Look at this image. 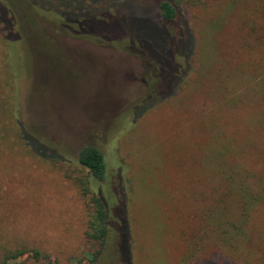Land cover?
<instances>
[{"label":"rangeland","instance_id":"1","mask_svg":"<svg viewBox=\"0 0 264 264\" xmlns=\"http://www.w3.org/2000/svg\"><path fill=\"white\" fill-rule=\"evenodd\" d=\"M161 1L0 0L2 249L87 256L96 192L111 212L96 264H189L182 226L196 264H264V0L185 1L172 21ZM90 144L104 180L79 162ZM214 186L246 234L235 255Z\"/></svg>","mask_w":264,"mask_h":264},{"label":"trees","instance_id":"2","mask_svg":"<svg viewBox=\"0 0 264 264\" xmlns=\"http://www.w3.org/2000/svg\"><path fill=\"white\" fill-rule=\"evenodd\" d=\"M185 1L193 2L197 0H162L160 2L162 18L167 21L174 20L177 17L178 12H179L177 4L181 2H185ZM13 25L14 24H12V21H11L10 26H13ZM69 25H72V24H69ZM5 28L7 27L5 26ZM7 31H10V28L7 29ZM8 40L10 43V38H8ZM136 44L138 45L140 49L146 52L145 45H141L138 42ZM14 46L12 48L16 47ZM6 53L8 54L7 62H8L9 73L12 74L13 72L14 74V71L11 68L10 62H9L10 59H12L14 51L8 52V46H6ZM147 58L149 57L147 56ZM149 59L152 60L156 64V62L152 58H149ZM16 77L17 76L13 75V81L15 82H16ZM28 140H29L28 142L30 146L33 147V149L36 150L37 148V150L39 151L41 150V153H44L48 150V147L37 146V144H35V142L29 137H28ZM40 144H43V143H40ZM78 159H79L80 164L84 168H86L93 175L94 178H96L97 180L106 179L107 170H108L107 162H106V158H105L103 151L99 147L92 145V144L84 146L79 152ZM83 185H84L83 191L86 194L88 190L86 188L87 185H85V183H83ZM213 193L219 194V196L216 197V199L214 198V200L217 201V203L215 202L213 208L211 209L212 211L215 207V211H212L211 213L214 237L217 240H220L222 242L232 244L233 245L231 246L232 251H234V255H235L237 254V252L235 251L239 250V245L245 242V236H246L245 231L242 229L241 226H239V224L236 221L230 220L229 218L225 220L220 217L222 215L226 216V211H225L226 207L224 204L225 198L223 197V194L219 192V189L216 190L215 186L213 189ZM90 200H91V208L88 210L86 237L88 240H91L92 242H94L95 249L91 252H88L87 256L85 257H82V258L77 257L75 260H73L71 264H96L99 258V255L101 253V250L109 236V230H110L109 228L111 225V212L109 208L107 207V204L104 201V198L99 193L95 192L90 195ZM195 202H198L197 198L195 199ZM252 206L250 207V210ZM216 207L220 209L221 211L219 212L216 209ZM248 209L249 207L247 205V208L244 210L245 217L249 216L250 211ZM203 210L200 209L199 211H197V214L202 213ZM190 221H191L190 218H186V222L188 225L190 224ZM181 232L187 236V239H190L189 240L190 242L188 241L186 243V248L183 253L184 255L182 257V262L185 261V258H188V261L186 262H188L189 264L198 263L197 260L192 257L195 253V250L190 245L192 244V242H195V240H193L194 239L193 232L190 233L189 230L183 226L181 227ZM202 232L203 230H198L197 234H201ZM49 257L50 256L48 254H43L39 249H30V250L26 248H16V249L4 248L2 249V247L0 246V264H54V262H52V259ZM30 258H33L34 260H29Z\"/></svg>","mask_w":264,"mask_h":264}]
</instances>
